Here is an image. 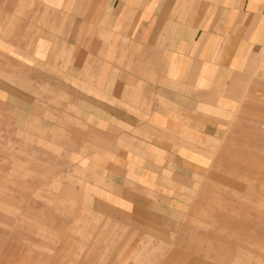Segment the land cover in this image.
Returning a JSON list of instances; mask_svg holds the SVG:
<instances>
[{
    "label": "crops",
    "instance_id": "obj_1",
    "mask_svg": "<svg viewBox=\"0 0 264 264\" xmlns=\"http://www.w3.org/2000/svg\"><path fill=\"white\" fill-rule=\"evenodd\" d=\"M0 22L76 153L133 205L207 168L264 63V0H0Z\"/></svg>",
    "mask_w": 264,
    "mask_h": 264
},
{
    "label": "rangeland",
    "instance_id": "obj_2",
    "mask_svg": "<svg viewBox=\"0 0 264 264\" xmlns=\"http://www.w3.org/2000/svg\"><path fill=\"white\" fill-rule=\"evenodd\" d=\"M0 23V264H264V63L207 168L133 205L76 153Z\"/></svg>",
    "mask_w": 264,
    "mask_h": 264
}]
</instances>
